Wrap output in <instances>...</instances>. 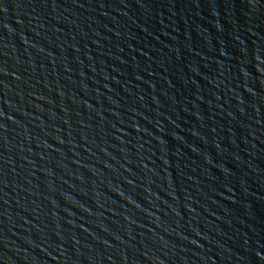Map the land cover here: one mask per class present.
<instances>
[{
    "label": "water",
    "instance_id": "obj_1",
    "mask_svg": "<svg viewBox=\"0 0 264 264\" xmlns=\"http://www.w3.org/2000/svg\"><path fill=\"white\" fill-rule=\"evenodd\" d=\"M0 264H264V0H0Z\"/></svg>",
    "mask_w": 264,
    "mask_h": 264
}]
</instances>
